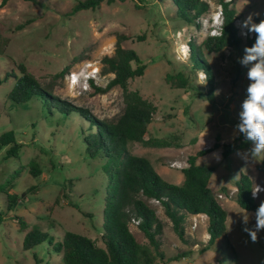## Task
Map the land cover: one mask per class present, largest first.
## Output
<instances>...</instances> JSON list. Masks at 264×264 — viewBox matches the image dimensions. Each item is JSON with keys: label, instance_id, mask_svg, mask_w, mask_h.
<instances>
[{"label": "rangeland", "instance_id": "obj_1", "mask_svg": "<svg viewBox=\"0 0 264 264\" xmlns=\"http://www.w3.org/2000/svg\"><path fill=\"white\" fill-rule=\"evenodd\" d=\"M78 1L0 0V77L11 70L14 76L19 74L18 65L24 64L42 86L52 88L60 101L99 120L115 121L125 107L122 89L114 87L102 93L96 87L105 88L114 77L102 72V58L114 54L119 35L129 36L124 47L136 50L147 63L145 73L130 80V89L139 91L157 107L149 137L169 138L179 145L150 147L129 142L128 151L150 159L164 180L180 184L188 157L211 148L201 160L216 168L209 185L228 213L227 234L208 248L207 216H197V227L191 216L185 220V242L174 231L162 204L149 199V206L163 224L160 240L166 261L191 252L167 264H264V231L258 233L256 242L251 241L243 231L242 216L249 215L248 227H252L254 212L242 209L235 200L242 172L251 177L253 190L257 185L264 187V171L257 169L263 162L248 165L237 152L224 159L222 149H214L216 142H231L238 136L234 127L249 83L246 70L237 62L243 48H228L217 54L203 52L209 66L200 64L212 75L213 91L204 69L193 71L190 59L191 42L200 45L214 30H220L218 2H208L209 12L199 19L201 27H197L177 16L172 0H105L98 9L69 15ZM233 6L238 12L237 25L249 13L264 14V0H233ZM181 45L189 49L186 61L178 54ZM93 67H99L94 75ZM65 69V74L58 77ZM180 71L191 81L186 90L172 86L166 78ZM73 72L79 74V82L71 86L68 77ZM14 76L0 85V134L15 131L22 148L20 158L5 159L8 147L0 152V264H35L33 252L22 250L24 236L12 220L14 215L24 216L56 240L72 231L102 244L106 160L86 155L81 128L88 123L75 111L70 117L57 114L46 118L38 99L21 105L12 103L8 93ZM215 153H220L221 159L217 160ZM32 160L43 170L38 178L30 173ZM173 163L179 166L173 167ZM65 179L72 180L67 189L71 204L63 199L56 202ZM225 188L230 196L225 195ZM7 192L18 198L13 211L7 210ZM262 201L264 192L257 198L259 205ZM131 230L140 244L148 245L138 224L131 223ZM35 250L41 264H64L48 243Z\"/></svg>", "mask_w": 264, "mask_h": 264}, {"label": "trees", "instance_id": "obj_2", "mask_svg": "<svg viewBox=\"0 0 264 264\" xmlns=\"http://www.w3.org/2000/svg\"><path fill=\"white\" fill-rule=\"evenodd\" d=\"M104 1L79 0L68 14L74 15L80 11L98 9ZM172 1L177 6L179 18L201 27L199 19L207 14L210 8L206 1ZM216 1L221 6L220 34L207 36L200 45L194 42L190 44L192 70L204 69L210 91H213L214 80L208 70L200 64L209 66V63L202 58L203 52L217 54L225 52L228 48L244 49L246 45H251L253 42L252 38L244 40L240 35L237 26L238 12L233 6V0ZM128 38L127 35H119L114 54L102 58V72L113 74L114 77L105 88L96 87L97 91L102 93L114 87L122 89L125 107L115 121L99 120L90 116L88 111L74 108L60 101L53 95L52 88L42 86L24 64L18 65L19 74L14 76L12 74L14 71L11 70L0 77V85L9 81L12 76L15 78L14 85L8 93V99L12 103L21 105L34 99L41 100L46 118H55L57 114L63 118L70 117L72 111L79 113V116L88 123L86 127L81 128L86 155L92 159L99 157L106 160L103 167L107 175V188L104 197L106 208L101 236L102 244L72 231H66L61 239L56 240L50 232L28 223L24 216L12 217L24 236L22 250L33 252L35 264L42 263V258L35 249L45 243H48L52 250L61 256L64 264H167L168 261H178L188 256L191 252H183L166 261L160 240L163 224L156 211L149 206V199L159 200L165 214L172 222L174 231L182 241L187 242L185 220L199 214H204L209 219L208 248L227 234L228 213L209 187L216 168L198 163L199 157L211 152V148L200 150L188 157L187 166L182 169L183 181L180 184L164 180L150 159L128 151L129 142L150 147L179 145L169 138L149 137V126L154 119L157 107L139 91L130 89V80L142 76L147 63L136 50L124 47L123 42ZM66 71V69L63 70L58 77L63 76ZM166 78L168 83L176 88L186 90L191 87V81L183 71L168 74ZM16 136L13 130L0 134V152L8 147L5 159L20 158L22 144L17 141ZM249 147L250 143L244 142L243 137L239 135L231 142L222 144L216 142L214 145V149H222L224 159H228L238 150ZM29 168L35 178L40 177L43 172L35 160L30 162ZM257 169L264 171V162L259 164ZM71 183V179H65L62 194L57 197L56 202L59 203L63 199L70 203L67 189L71 187ZM236 189L235 200L239 207L254 212L259 204L257 199L252 197L253 181L250 176L242 172L236 183ZM225 190L226 195L230 196V192ZM7 193V210L13 211L17 207L18 198L11 192ZM133 219L139 221V229L147 237L148 245L140 244L132 232Z\"/></svg>", "mask_w": 264, "mask_h": 264}, {"label": "clouds", "instance_id": "obj_3", "mask_svg": "<svg viewBox=\"0 0 264 264\" xmlns=\"http://www.w3.org/2000/svg\"><path fill=\"white\" fill-rule=\"evenodd\" d=\"M240 35L244 38H252L251 45H246L243 54L237 57V62L246 70L248 85L244 99L240 103L235 132L243 137L244 142L250 143L251 147L238 150L236 155L248 165L264 162V14L252 12L238 22ZM212 35H216L215 32ZM189 49L181 45L178 54H182L186 61ZM95 70L93 72V75ZM77 74L71 76V82L76 84ZM216 159H221L220 153L214 154ZM173 167L179 165L173 163ZM264 187L252 190L255 199ZM254 226L248 227L249 215L242 216L243 231L247 233L252 242H256L258 233L264 231V201L254 211ZM206 216V215H205Z\"/></svg>", "mask_w": 264, "mask_h": 264}, {"label": "built area", "instance_id": "obj_4", "mask_svg": "<svg viewBox=\"0 0 264 264\" xmlns=\"http://www.w3.org/2000/svg\"><path fill=\"white\" fill-rule=\"evenodd\" d=\"M204 1H206L207 3H208V2L210 3V2H212V1H214V0H204ZM220 9H221V6H220ZM219 17H220V16H219ZM213 32H215L216 35H217V34H220V30H219V31L214 30ZM213 32H212V33H213ZM250 38H251V37H250ZM245 39H246V38H245ZM94 70L96 71L95 73H98V71H99V67H93V69H91V72L93 73ZM73 74H77V76H78V80H77V82H79V74L76 73V72H73V73H71L70 76L68 77L71 86L74 85V84L71 82V76H72ZM93 78H95V77L93 76ZM259 186H260V187H263V186H261V185H259ZM261 193H262V192H261ZM261 193H260V194H261ZM260 194H259V195H260ZM220 197H222V195H220ZM258 197H259V196H258ZM258 197H257V198H258ZM257 198H255V199H257ZM153 200H154L155 202H157V203H160L159 200H156V199H153ZM197 216H199V215L191 216L192 219H193V226H194V227H197V226H198ZM131 223H133V224H139V221L133 219Z\"/></svg>", "mask_w": 264, "mask_h": 264}, {"label": "crops", "instance_id": "obj_5", "mask_svg": "<svg viewBox=\"0 0 264 264\" xmlns=\"http://www.w3.org/2000/svg\"><path fill=\"white\" fill-rule=\"evenodd\" d=\"M205 156V155H204ZM203 157V156H202ZM206 160H201V157H199V159H198V163H200V164H206ZM249 176V175H248ZM251 178V177H250ZM182 181H183V177L181 176V178H180ZM210 184V183H209ZM209 187L212 189V191L214 192V188H212V186L211 185H209ZM226 189V188H225ZM224 189V192H225V195H226V190ZM199 215H204V214H199Z\"/></svg>", "mask_w": 264, "mask_h": 264}]
</instances>
